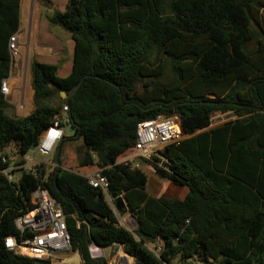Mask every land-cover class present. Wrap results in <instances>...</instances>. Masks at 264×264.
Here are the masks:
<instances>
[{"label":"trees","instance_id":"16d2710c","mask_svg":"<svg viewBox=\"0 0 264 264\" xmlns=\"http://www.w3.org/2000/svg\"><path fill=\"white\" fill-rule=\"evenodd\" d=\"M49 21L73 42L69 75L33 60L34 110L23 118L6 114L0 94V264H50L4 247L36 189L61 206L82 264H105L91 258L87 239L121 245L134 264H264V0H67ZM18 28L19 0H0V83ZM60 92L73 94L66 103ZM63 106L78 134L62 144L82 140L78 166L96 168L107 195L122 197L121 214L137 222L132 232L99 189L63 169L60 153L58 171L23 168L41 134L63 126ZM216 113L233 119L210 128ZM157 116H176L185 137L164 149L167 170L145 163L188 189L181 201L148 196L146 175L116 164L134 146L137 124ZM10 146L20 167L15 181L2 172ZM155 242L158 254L147 247Z\"/></svg>","mask_w":264,"mask_h":264},{"label":"crops","instance_id":"0c3cea01","mask_svg":"<svg viewBox=\"0 0 264 264\" xmlns=\"http://www.w3.org/2000/svg\"><path fill=\"white\" fill-rule=\"evenodd\" d=\"M66 5L67 0H19V28L14 35L17 40L18 55L16 58H11L10 72L8 78L6 79L9 88V95L4 98L5 102L8 104L6 111L8 110L11 113L9 116L23 118L34 110L30 72L33 60L43 64L56 66V74L60 78H65L69 75L73 55V42L71 38H69L70 36L68 34L66 35L61 32V28L59 29L58 27L57 29L49 21L53 13L64 12ZM60 114L61 119L63 116H66V113L62 111ZM216 116H218V114L213 115L215 118ZM232 119L233 117L230 115L227 121ZM222 123L212 122L210 128L218 126ZM80 141V144L78 140H73L66 142L63 145L62 156H65L66 161H62V163L65 166L67 165V168L63 167V169L73 171L87 178L98 170L94 167L80 168L78 166L77 151L82 150L83 147V142L82 140ZM71 144H77L79 146L73 151ZM31 152V155L29 154L25 156V162L23 165V168L25 169H29L35 164L45 162V159L43 158H35L33 156L34 152ZM134 164H136L138 169H140L147 177L148 181L146 182L145 191L148 196L156 199L164 198L181 201L187 195L188 189L186 187L177 186L169 181L158 178L153 173L150 166L142 160H134ZM105 202L115 214L119 226L125 228L129 232H132L137 225L136 220L132 218L135 220L133 228L130 227V224H132L130 222L127 223V226L129 227L122 225L119 217H123L126 220L131 217L127 214H118L115 211L114 200L111 197L105 196ZM152 245H157L159 247L157 242L149 244L148 246L151 248ZM114 248L117 251L121 250V253L124 255L123 256L120 253L122 260L120 259L117 264H134V259L124 254L123 247L118 244H113L108 247H100L101 256L98 258L105 259V256L109 255ZM72 254L73 256L70 257ZM55 258V264H62V261L70 263L72 258L76 264L80 259L79 254L71 249L68 252L59 254ZM195 260L198 259H188L182 264H193ZM66 262L64 263L66 264ZM113 264L115 263L113 262ZM208 264H213V262L209 261Z\"/></svg>","mask_w":264,"mask_h":264},{"label":"built area","instance_id":"2783aa9c","mask_svg":"<svg viewBox=\"0 0 264 264\" xmlns=\"http://www.w3.org/2000/svg\"><path fill=\"white\" fill-rule=\"evenodd\" d=\"M8 49L10 58L17 56L18 47L15 36L10 37ZM0 94L4 98L9 95L6 79L0 83ZM67 110V106L62 107V112L66 113ZM224 115L227 114H221L219 117ZM184 137L176 116H157L154 119L142 121L136 126L134 146L120 155L116 164L129 165L131 169H138L134 160H142L167 170L168 162L163 156L164 149L170 145H177ZM61 138L62 126L55 122L41 134L36 150L43 155H49ZM10 162L8 168L2 172L8 180L15 181L14 172L20 167L14 166L15 162H11V164ZM86 179L92 188L99 189L106 197L108 196V181L99 171ZM30 204L32 206L30 210L14 220L17 235L6 237L4 247L15 256L47 260L50 264H55L56 256L71 249L62 208L49 196L47 191L42 189H36L31 193ZM151 251L158 254L160 249L157 245H152Z\"/></svg>","mask_w":264,"mask_h":264},{"label":"rangeland","instance_id":"374dc122","mask_svg":"<svg viewBox=\"0 0 264 264\" xmlns=\"http://www.w3.org/2000/svg\"><path fill=\"white\" fill-rule=\"evenodd\" d=\"M54 27H56L57 29H58V26H56V25H54ZM59 29H60V27H59ZM60 30H62L61 32H63L64 34H68L66 31H64L63 29H60ZM69 35V34H68ZM70 38V37H69ZM249 48H253V45H250V47ZM18 55V54H17ZM17 57V56H16ZM16 57H14V58H16ZM6 98V97H5ZM11 106V105H10ZM6 113L8 114V115H11V113H10V111H6ZM216 114H218V116H216V118L215 117H213L212 116V118H214L213 120H212V122H227V120H228V118H229V116L230 115H224V116H220L219 117V115H221V114H219V113H216ZM59 142V141H58ZM58 142L54 145V148H53V152L51 153V154H49V155H43V154H41L38 150H34L33 152V156L35 157V158H43V159H45V162H43L44 164H46L47 165V167H48V169H47V171L48 172H50V171H52L53 170V168H56V166H55V164H54V161H53V158H54V150H55V148H56V146H57V144H58ZM78 142H79V144L81 143V141L80 140H78ZM65 143H63L62 144V147H63V145H64ZM71 146L73 147V151L74 150H76L77 148H78V146L79 145H77V144H75V145H73V144H71ZM62 147H61V150H60V158L62 159V161L63 162H65L66 160H65V156H62ZM5 154H7V156L10 158V161L11 162H15L17 159H16V155H15V153H14V151L12 150V146H10L9 148H7L6 150H5ZM32 154V152L30 153V155ZM29 155V154H28ZM77 160H78V157H77ZM32 167V166H31ZM30 167V168H31ZM62 167H64V168H67V165L65 166L64 164H63V166ZM19 172L18 171H16L15 173H14V176L16 177V178H18V174ZM148 181V180H147ZM120 218V221L122 222V225H124V226H127L128 224V222H130V223H132V224H130V227L131 228H133L134 227V225H135V220L134 219H132V218H129V219H125V218H123V217H119ZM127 227H129V226H127ZM147 247L151 250V248L147 245ZM119 253H121V250H119V251H117L115 248L114 249H112V251L109 253V255H106L105 256V259H103L104 260V262H105V264H113V262L115 263V264H117L118 263V261L120 260V258L118 257V254ZM154 253V252H153ZM122 254V253H121ZM63 255H65V254H63ZM123 255V254H122ZM73 256V254L72 255H70V257H72ZM124 256V255H123ZM78 260V259H77ZM71 262L70 263H67L66 261H62L63 263L62 264H65L64 262H66V264H75V261H74V259L72 258L71 260H70ZM132 262V261H131ZM76 264H82V262H81V260L79 259V262H77ZM131 264V263H130ZM193 264H203L200 260H195L194 262H193Z\"/></svg>","mask_w":264,"mask_h":264},{"label":"water","instance_id":"95a60500","mask_svg":"<svg viewBox=\"0 0 264 264\" xmlns=\"http://www.w3.org/2000/svg\"><path fill=\"white\" fill-rule=\"evenodd\" d=\"M77 89V87H75V89L73 90V92ZM73 92L69 95H66L64 92H60L59 93V97L62 100H65V102L67 103L70 96L73 94ZM60 123L63 125L62 126V138L60 139V141L58 142L55 150H54V164L56 166V170L58 171L60 169L59 166V161H58V157H59V153L61 150V144L64 140L68 139V138H72V137H76L77 136V127L75 126L72 118L69 115L63 116V118L60 120ZM36 149V147H31L30 151H34ZM22 156H20L18 159H21ZM114 208L115 211L118 214H121L125 208L124 202L122 197H117L114 200ZM87 244H89V248L88 251L90 253L91 258H98L101 256V251H100V247L97 246L96 244H94L91 240L87 239ZM184 264H188V263H184Z\"/></svg>","mask_w":264,"mask_h":264},{"label":"bare ground","instance_id":"6f19581e","mask_svg":"<svg viewBox=\"0 0 264 264\" xmlns=\"http://www.w3.org/2000/svg\"><path fill=\"white\" fill-rule=\"evenodd\" d=\"M118 257L122 260V257H121V255H120V253L118 254Z\"/></svg>","mask_w":264,"mask_h":264}]
</instances>
